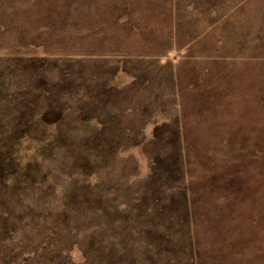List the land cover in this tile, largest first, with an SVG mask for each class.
<instances>
[{"label": "rangeland", "instance_id": "obj_1", "mask_svg": "<svg viewBox=\"0 0 264 264\" xmlns=\"http://www.w3.org/2000/svg\"><path fill=\"white\" fill-rule=\"evenodd\" d=\"M0 264H264V0H0Z\"/></svg>", "mask_w": 264, "mask_h": 264}]
</instances>
